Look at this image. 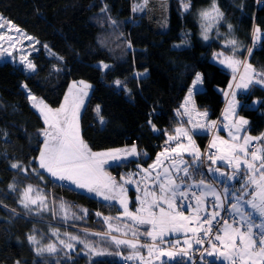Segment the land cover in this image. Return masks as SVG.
Listing matches in <instances>:
<instances>
[{
  "label": "trees",
  "instance_id": "obj_1",
  "mask_svg": "<svg viewBox=\"0 0 264 264\" xmlns=\"http://www.w3.org/2000/svg\"><path fill=\"white\" fill-rule=\"evenodd\" d=\"M212 1L187 0L191 6L185 12L181 0H169L168 28L155 32L145 13H133L130 22L121 17L124 0H0L4 23H13L38 42V51L30 56L36 65L34 73L11 63L0 64V264H48L36 260L28 236L52 226L66 238L63 231L72 233L77 228L55 223L47 212L38 216L24 212L16 204L24 185L44 190L54 201L84 208L90 228L97 229V213L111 216L118 211L39 168L46 125L22 85L49 107L58 108L71 83L90 84L92 91L80 116V134L89 148L103 152L135 146L142 152L139 161H127L129 156L110 167L109 173L120 179L137 164L149 166L166 144V132L187 120L177 115L197 73L202 75L203 89L194 94L195 108L208 111L210 120L218 118L224 105L222 89L231 75L211 62L213 54L235 55L240 60L248 56L249 63L264 72V39L252 48L254 29L264 32V0H218L224 18L211 41L205 42L199 35L198 14ZM105 6L107 10L101 11ZM229 40L237 42L235 52ZM45 45L60 59L47 56ZM100 64L109 67L103 69ZM116 81L121 82L119 87ZM238 98L242 101L239 115L248 120V133L260 136L264 132V89L252 86ZM253 101H260L256 108L251 107ZM194 138L201 149L209 141L205 134ZM13 163L20 167L12 168ZM9 185H15V190ZM196 235L205 236L204 230ZM214 237L210 240L216 244ZM209 241L199 245L194 240L191 259L181 256L177 260L221 264V260L204 256L205 249L212 247ZM177 246L185 248L182 243ZM83 255L51 264H123L124 258L109 253L95 258Z\"/></svg>",
  "mask_w": 264,
  "mask_h": 264
},
{
  "label": "snow or ice",
  "instance_id": "obj_2",
  "mask_svg": "<svg viewBox=\"0 0 264 264\" xmlns=\"http://www.w3.org/2000/svg\"><path fill=\"white\" fill-rule=\"evenodd\" d=\"M181 3L184 10L188 11L191 6L190 3L185 2V0H181ZM147 4L148 0H143V5H136L133 11L143 10V7H146ZM106 10L107 6L101 9V11ZM223 15L224 14L216 5L215 0H213L211 9L200 13L203 20H212L216 22L222 19ZM2 19L3 18L0 17V20ZM113 23H115V21H113ZM3 26L4 24L0 23V27ZM211 26L212 25L209 24L205 27L204 39L206 40L208 39L206 33ZM229 29H231V25H229ZM15 30L18 33L21 31L19 28ZM260 33L261 29L257 27L254 32L255 39L258 40L260 38ZM3 38V36H0V39ZM25 38L29 40L33 39L32 37ZM228 44L233 46V52L237 50V42L235 40H229ZM45 47L47 46L45 45ZM129 47H131V45H129ZM9 55H11V53H9ZM248 55H252L251 49L248 50ZM218 56H224V54L220 53ZM25 61H27L26 56L22 57L21 63ZM219 62L231 69L233 80L236 79V74L239 73L240 82L235 84L237 89L243 88L247 90L249 85L252 84L264 87V72L257 71L251 63L241 61L236 58L235 55L224 56ZM25 67L31 72L36 71V65L31 61H27ZM102 67L107 69L109 65L102 64ZM241 67L243 68L242 72ZM202 82V75L197 73L192 86L188 90V95L185 98L184 104L182 105L184 113L189 115L188 123H192L191 112L195 109L193 95L197 90V86L202 84ZM79 83L83 85V88H79L74 83L69 88L68 94L64 97V103L56 109L49 107L43 100H39L36 96L32 95L31 92L28 93L27 98L32 101V107L39 112L46 125L42 130L44 140L43 148L40 150L38 158L39 168L44 169L51 176L59 180L71 181L78 188H87L89 192H95L97 195L103 196L105 200L112 199L113 197L110 196L109 193H113L119 189L120 193L123 195L126 189L123 188V185H118L114 178L110 177L103 170L102 165L108 160H119L127 155H134L136 154V149L133 147L131 150L114 149L106 152H94L89 148L80 134L79 112L83 104L82 97L87 95L85 89L89 88L90 85L85 84L83 81ZM115 83L117 87H119L121 82L116 81ZM22 87L27 89V85H22ZM231 88L232 85L230 84L229 89ZM224 95L226 97L231 95L228 107L225 109L224 113V118L228 120L231 116L236 115V92H225ZM258 103H260V101L253 102V104ZM96 111L99 114V106H97ZM196 115L201 118H206L208 114L207 112H197ZM100 122H104L102 117ZM148 123L152 124V121L149 120ZM247 124L248 121L241 117L236 122L231 123L230 126L225 125L226 128H229V135L231 136L232 142L223 140L217 136L210 145V148H217V151L223 150L224 153L219 156L209 155L208 159L211 160L213 164H215L217 160L225 161L229 166H233L236 172L241 170V164H243L249 172L247 182L255 186L254 191L251 193V199L244 201L252 211H244L238 203H232L230 209L233 211L234 215L239 216V220L234 219L232 224L224 220V228L222 229L223 235L216 234L214 237L215 240L220 242L219 247L210 240L209 243H212V250L209 251L205 249L208 256L218 255L219 258H222L221 264H264V148L259 145L254 147L252 144L253 141L264 140V134H261L260 137H253L250 135L241 137L239 133L242 131V126ZM213 126H215V122L209 125V127ZM152 127L153 131H155V125H152ZM194 127H204V125L197 121ZM181 137L188 140L187 145L179 142ZM241 139L243 143H236ZM168 141H177V143L174 147L166 148L163 152L159 153L156 162L149 166L150 169L157 172L155 179L158 181L156 185L158 192L155 189L151 191L145 189V199L141 200V207L136 209L135 214L129 211L126 198H122L119 201L124 209L125 216L136 224L151 225V230H147L143 233V235L151 238V243H141L138 239L127 240L112 237V241L117 246L126 245L132 250L130 255L124 257L125 260H139L140 264H152L153 260H160L161 257H167V260L161 261V264H168V261H176V264H183L181 260H177V257L186 256L191 259L189 250L192 249V243H190L188 239H185L184 244L187 245V248H177V245L180 244V241L177 240L170 248L165 249L160 246L165 243L163 237L169 233H175L181 230L198 233L201 229L204 230L205 236H210L212 234L213 221L220 213L214 211L202 218L200 212L204 211V198L208 195H212L217 201L214 207H223L221 195L216 192L212 185L201 179L198 184L193 183L188 185L189 188L202 187L203 189L199 194L196 192L191 193V197L194 198L196 202L195 208L192 209L196 215L190 218L186 216L183 211L178 210L177 200L181 198L189 199V192L183 187L185 183L184 178L181 177V182L178 183L177 178L172 175V170L169 167H162L163 161L171 159L172 169L177 173L182 171L184 177H190L189 168L187 166L180 167V165H186L187 162L182 159L176 161L171 157V153H176L180 156L182 153L188 152L189 155L193 157V163L201 159V153L196 147L192 136L184 127L176 128L175 135H169ZM221 146H224L223 149ZM11 167L15 169L19 168L20 165L19 163H13ZM158 167H162V180L160 179L161 172L157 171ZM142 171L148 172L147 169H142ZM209 171L213 170L209 168ZM215 171L219 172V169L217 168ZM257 173H259V175H257ZM220 175L225 176L226 174L221 172ZM227 179L231 180L233 177L228 176ZM125 182L132 183L130 179ZM9 188L14 191L15 185H9ZM33 191V187L29 185L23 192L20 204L25 209H28L29 205H36L38 200L41 202V206H43L44 197L37 195V197L33 199L30 196V193ZM225 193H227V189H225ZM147 197H152V199L148 200ZM236 199L239 201L240 197H236ZM145 205H147V207H145ZM163 205H167V208ZM155 208H159V212L154 211ZM97 215H99V213H97ZM109 219L111 218H105V222L107 223ZM190 219L197 222V227L192 228L188 226L186 222H190ZM233 224H239L240 226L234 227ZM204 225H208V227L204 229ZM117 230L118 229H114L109 225V232ZM53 234L56 235L55 232ZM123 234L126 236L127 232ZM132 235L136 237V230H133ZM27 239L30 244H40V241L35 235H29ZM70 239L77 240L78 238L72 236ZM195 243L203 245L204 240L197 235L195 236ZM61 244L69 250L74 249L71 243L61 241ZM84 246L88 249L85 255L89 253L94 256L108 254L105 250L96 249L90 244L85 243ZM140 248L148 249L147 257L140 253ZM57 251L58 249L55 244H47L46 246L42 245L35 248L37 256H42L45 252L54 254ZM69 259H71V257H69ZM16 264H20V261H17Z\"/></svg>",
  "mask_w": 264,
  "mask_h": 264
},
{
  "label": "rangeland",
  "instance_id": "obj_3",
  "mask_svg": "<svg viewBox=\"0 0 264 264\" xmlns=\"http://www.w3.org/2000/svg\"><path fill=\"white\" fill-rule=\"evenodd\" d=\"M185 2H187V0H185ZM215 3L221 11L219 1L215 0ZM212 4H213V1L211 2V4L209 6L202 8L198 14L199 35L202 38V40L205 42L211 41L212 35L215 33L217 28L220 26V24L224 18V15H223V18L220 19L218 22L212 21V20H203L201 18L200 13L205 11V10L211 9ZM136 5H143V0H134V1L124 0V7H123V12H122L121 17L126 19L128 22H130V20L133 16V13H135V14L145 13L147 16V19H148V25L150 26L151 29H153L155 32H164L167 30V28H168V15H169V0H148V4L146 7H143V10H137L134 12L133 8ZM183 10H184V8H183ZM0 23L4 24L3 27H0V36L4 37L3 39H0V64L11 63L15 66H20L24 70V72H26L28 74L34 73V72L29 71L25 67V64L27 63V61H31L33 63L30 56L32 53L38 51L37 40L34 37H32L31 35L27 34L23 30H21L20 28L19 29L21 31L18 33L15 30L18 27L15 26L11 22L9 24L8 23L5 24L4 20L2 19V20H0ZM209 24H211L212 26L209 28V30L206 33L208 36V39L206 40V39H204L205 27ZM255 29H254V32H255ZM228 32H231V30H229ZM25 37H32L33 39L29 40ZM263 39H264V32L261 31L260 38L258 40L255 39L254 34H253L252 48L258 47ZM252 48H251V50H252ZM9 53H11V55H9ZM220 53L221 52L213 54V56L211 57V62L221 66L224 69H226L229 72V74L231 75V80H230V83L227 85V87L225 89H222V97L224 100V105L221 109V112H220L218 118L215 120H210L208 118V115L206 118H201V117L197 116L196 113L197 112H207V114H208V111L195 108L191 112L192 123L187 124V123L182 122V124H178V125L174 126L172 128V132L167 131L165 134L166 140L168 141V136L171 135L172 133H175L176 128L184 127L186 130H188L189 134L192 136L193 140L195 141L196 147L199 149V151L201 153L202 149L198 146V144L194 138V135L197 134L198 132H203L206 136L210 137L208 149L214 151L216 156L223 155L224 153H223V150L217 151V148H210L212 141L214 140L215 137L218 136L223 140H228V141L232 142L231 136L229 135V128H226L225 125L230 126L231 123H234L239 118H241V116L239 115V108L242 105V101L238 98V96H240V94L243 95V94L248 93V91L251 89L252 86H258V87L264 89V87H262L260 85H256V84L249 85V88L247 90H245L243 88L237 89L235 87V84L240 82L239 81V73L236 74V79L233 80V73H232L231 69L225 67L223 64H221L219 62L220 59L224 58V56H231V55H227V54L223 53L224 56H218V54H220ZM45 54L49 57L60 59V56H58L56 53H54L53 51H51L47 47H45ZM25 56L27 57V61H25L24 63H21L22 57H25ZM241 61H246L249 63L248 56L246 57V59H242ZM100 67L103 68L102 64H100ZM242 71H243V68L241 67V72ZM79 82L80 81H76V82L71 83L70 87L75 83L79 88H83V85H80ZM84 83L87 85H90L87 82H84ZM230 84L232 85L231 89H229ZM23 89L28 96V93L30 91L28 89H25L24 87H23ZM202 89H203L202 84H199L197 86V90L195 91V93L202 90ZM68 91H69V89H68ZM85 91L87 92V95L83 96L82 98L88 99L90 94H91V91H92L91 85L89 88H87V90L85 89ZM232 91L236 92V98H235L236 102H237L236 109H235L236 115L231 116L230 119L226 120L224 118V113H225V109L228 107V102L231 99V95L226 97L224 95V93L225 92L231 93ZM67 94H68V92H67ZM39 100H41V99H39ZM253 102L251 103V107L256 108L258 106V104H253ZM63 103H64V100L61 104H63ZM30 104L32 105V101H30ZM183 118H185V119L188 118V121H189V115H187V118L185 116ZM197 121H199L201 124H203L204 127H194V125L197 123ZM212 122H215V126L209 127V125H211ZM189 127L190 128L192 127L195 131L190 130ZM247 129H248V124L243 125L242 131L239 133V135L241 137H243L244 135H250L248 133ZM262 134H264V132ZM250 136H252V135H250ZM260 136H257V137H260ZM181 140H182V142H184V144H186V145L188 144V140L186 138L181 137ZM173 142H175V141H170V142L168 141L169 144H172ZM236 143H243V140L241 139L240 141H237ZM252 144H253V146L259 145L262 148H264V140L253 141ZM133 147H135V146H130L128 150L132 149ZM173 147H174V145H173ZM223 147L224 146H221L222 149H223ZM135 149H136V154L135 155H128L131 157L127 158V161H130L131 159L139 161V158L142 155V152L139 151L137 149V147H135ZM103 152H106V151H103ZM171 157L173 159H175L176 161H180L182 159V160L187 162L186 165H180V167L187 166L189 168L190 177H184V173L182 171L177 173L174 169H172V160L171 159L170 160H164L163 166H162V167H169L172 170V175L174 177L179 178V181H180L181 177L184 178L185 183H184L183 187L185 190L187 188H189L188 185H191L193 183L198 184L199 181L201 179H203L206 183L212 185L215 188L216 192L221 195L222 204H226V205H228L229 203L232 204L234 201H237L236 197H240L239 201H242V202H244L246 200H250L248 198H251V193L254 191L255 186L252 185L251 183L247 182L249 172L244 167L243 164H241V170L239 172H236L235 168L233 166H229L225 161L217 160L215 164H213L211 161L209 166H208V169L206 171L204 169V167L199 163V161H195L193 163V157L191 155H189L188 152H184L180 156H178L176 153H171ZM249 159H250V157H249ZM108 163L112 164V163H114V161H109ZM116 164H119V163H116ZM106 165L107 164L103 165L102 168L106 169V167H105ZM162 167L157 170V171L161 172V176H160L161 180L163 179ZM200 168H201V171H200ZM209 168H211L213 171H209ZM217 168L219 169V172L215 171ZM142 169H147L148 172L146 173V172L142 171ZM109 170H111V169L109 168L106 170L107 174L110 177L114 178V180L116 181V183L118 185H123V188L126 189V192H124L122 195L120 193L119 189H117L115 192L109 193V195L112 196L113 198L108 199V200H105L103 198V196L97 195L95 192H89L87 190V188H78L75 184H72V182L69 180H64V181L60 180V182H63L65 184L67 182V183H69V185H71V187L76 188L79 191H81V192H83V193H85V194H87V195H89V196H91V197H93L99 201L107 202L110 204V206H113L114 208L117 207L116 210H118V211L116 212L115 215H111V216L97 215L96 216V220L98 223L97 229L88 227V224L86 222V218L88 216L87 210H85L82 207H78V206L75 207L69 202L66 203L65 201H54L52 199L51 195L48 196V194L44 190H42L38 187H35V186H32L34 191L32 193H30V196L33 199H35L37 197V195L43 196L44 197L43 206H41V202L38 200L36 205H29V208L25 209L20 204V200L22 198L24 190L29 185H24V188L21 189V192H20L19 197H18L17 202H16V204L24 212L31 214V215H34V216H38L41 212H47V213H50V217L55 221V223H64L67 227H69V225L77 227L75 229V232H72V233L63 231V233H65L67 235V237L65 238V236L62 234L61 230H59V229L56 230L52 226H49V228L47 229L46 232H41L40 234H37V235L34 234L37 237V239L40 241L39 245L30 244L28 242V239H27L28 244L31 246V248L34 249V251H35L36 247H39L42 245L46 246L47 244H55L57 249H58V251L54 254H49V253L45 252L42 256L36 255V260H39L43 263L51 264L52 262H55V261L56 262H58V261L64 262L69 257L72 258L73 256H76V255L77 256L83 255V254L85 255V253L88 252V249L85 248V246H84L85 243L92 245L96 249L105 250L112 257L114 255H116L117 253H119V254H117V257L119 256L122 258V257L130 255L132 253V250L129 249L126 245L117 246L112 241V237H116L118 239H127V240L138 239L141 243H151L152 242L150 237L143 235V233L145 231L151 230V225L136 224L135 222H133L131 219H129L127 216L124 215V209L121 206L119 201L122 198H126L129 211H131L135 214L136 209L141 207V200L145 199V195H144L145 189H148L149 191L155 189L158 192V188H156L158 181L155 179L157 172H154L152 169L149 168V166L145 167L142 164H137L136 169L131 170L128 174L121 176V178L119 179L112 172L108 173ZM221 172L225 173L226 175L221 176L220 175ZM198 173H200V174H198ZM47 174L50 175L49 173H47ZM149 174H150V176H149ZM205 174H207V176ZM257 175H259V173H257ZM228 176H232L233 179H231V180L227 179ZM146 177H148V178H146ZM129 179L132 181V183H126L125 182L126 180H129ZM196 188L199 190V192H201L203 190L202 187H196ZM225 189H227V193H225ZM244 195H246L247 197H245ZM212 198H214V197L212 196ZM147 199L151 200L152 197H147ZM204 199H205L204 201L206 202V200L208 198L205 197ZM216 202L217 201L215 200V204H216ZM194 203H195V201H194ZM194 203L192 204V206L194 205ZM163 206L165 208H167V205H163ZM192 206H190V207H192ZM145 207H147V205H145ZM5 209L8 213L15 215L14 214L15 212L12 209H9L8 207H5ZM111 210L113 211L112 208H111ZM154 211L159 212V208H155ZM184 214L186 216H188L187 213H184ZM105 218H111V219H109L108 222L106 223ZM186 223H188V226H189L190 222H186ZM109 225H111L112 228L118 229V230L109 232ZM128 226H131V227H128ZM133 230H136V233H137L136 237H133V235H132ZM54 232L56 233V235L53 234ZM125 232H127L126 236L123 234ZM190 234H191V231L185 232L183 230H181L179 232H175V233H169L163 237L165 243L161 244L160 246L162 248L168 249L171 247L170 244H175V242L177 240H179L180 243H182L183 240L189 238L188 236ZM72 236H75L78 239L77 240H71L70 237H72ZM95 238H96V241H95ZM61 241H64L65 243H71L74 246V249L69 250V249L65 248L64 245L61 244ZM76 244H78V245L76 246ZM185 248H187V245H185ZM139 251L142 255L147 257V255H148V249L147 248H140ZM85 256L89 257V258H95L96 257L94 255H91L90 253L88 255H85ZM165 260H167V257H161L160 260H153L152 264H161V261H165ZM131 261H134L136 263H140L139 260H131ZM168 262H171V261H168Z\"/></svg>",
  "mask_w": 264,
  "mask_h": 264
},
{
  "label": "built area",
  "instance_id": "obj_4",
  "mask_svg": "<svg viewBox=\"0 0 264 264\" xmlns=\"http://www.w3.org/2000/svg\"><path fill=\"white\" fill-rule=\"evenodd\" d=\"M179 142H182L181 140ZM177 143V141L174 142V145ZM184 143V142H182ZM168 147H172V144H168ZM208 144L202 149L201 152V159L199 160V163L204 167V169L207 171L208 166L211 162V160L208 159L209 155H215V152L212 150H209L208 148ZM255 147V146H254ZM189 192V199H178L177 200V205H178V210L186 212L189 207L192 205V203L195 201L194 198L191 197V193L192 192H196L197 194H199L200 192L196 189H188L186 190ZM207 208L211 211H217L220 213L219 216H217V218L213 221V225H212V234L210 236H202V235H198L200 238H202L204 240V243L208 242L210 239H212L216 234H220L219 233V228L220 226L223 224L224 220H227L229 223H233V220H238V218L234 215L231 214L228 210V206L227 205H223L222 208H216L215 206V201L212 198H209L206 200L205 202ZM203 218V217H202ZM193 225H191L192 227ZM234 227H239V224H233ZM208 227V225H204V229H206ZM197 236V235H196ZM206 237V238H205ZM195 240V239H194ZM219 243V241L216 242V244ZM177 248H180V246H177ZM123 264H130V262L128 260H125L123 258Z\"/></svg>",
  "mask_w": 264,
  "mask_h": 264
},
{
  "label": "crops",
  "instance_id": "obj_5",
  "mask_svg": "<svg viewBox=\"0 0 264 264\" xmlns=\"http://www.w3.org/2000/svg\"><path fill=\"white\" fill-rule=\"evenodd\" d=\"M87 90V89H86ZM68 92V91H67ZM67 94V93H66ZM195 94V93H194ZM193 97H194V95H193ZM64 100V99H63ZM87 98H83V104H82V107L80 108V112H79V126H80V116H81V113H82V111H83V109H84V107H85V104H86V102H87ZM185 101V100H184ZM183 104H184V102H183ZM182 104V105H183ZM61 106V105H60ZM59 106V107H60ZM58 107V108H59ZM53 109H56V108H53ZM180 113H179V116L177 115V118L178 117H186L187 118V115L184 113V108L183 107H181V109H180V111H179ZM185 123H187L188 124V118H187V120H185L184 121ZM189 129L190 130H192V131H195L192 127L190 128L189 127ZM198 135L199 134H204L203 132H198L197 133ZM171 135H175V133H172ZM253 137H257V136H253ZM210 138V137H209ZM182 141V140H181ZM210 141V140H209ZM209 141L207 142V144L209 145ZM166 144L168 145L169 143H168V141L166 140ZM206 144V145H207ZM173 145H174V142L172 143V147H173ZM175 146V145H174ZM43 148V147H42ZM162 151H164V149H162L161 150V152ZM160 152V153H161ZM135 155V154H134ZM159 155V154H158ZM127 157H129L128 155L126 156V157H122L121 159H119V160H108L106 163H104L103 165H105V164H107L105 167H106V169H103L105 172H106V170L107 169H109L110 167H112L113 165H116V163H120L121 161H123V160H125ZM39 158V157H38ZM163 159V158H162ZM109 161H114V163H108ZM125 162V161H124ZM156 162V159L150 164V165H152L153 163H155ZM38 164H39V159H38ZM102 165V166H103ZM149 165V166H150ZM161 167H158V169H160ZM157 169V170H158ZM44 170V169H43ZM45 171V170H44ZM154 172H156V171H154ZM46 173H48L47 171H46ZM107 173V172H106ZM108 173H109V171H108ZM51 176V175H50ZM52 178H56V177H53V176H51ZM177 178V177H176ZM192 178V177H191ZM57 179V178H56ZM59 180V179H58ZM60 181V180H59ZM64 181V180H63ZM177 182L178 183H180V181H179V178H177ZM66 184H68L69 185V183H67L66 182ZM73 184V183H72ZM187 189H191V188H187ZM193 189H196V190H198L197 188H193ZM199 191V190H198ZM245 197H247L246 195H244ZM208 199L209 198H212V195H208V196H206ZM212 199H215V197L214 198H212ZM248 199H251V198H248ZM205 200V199H204ZM215 201V200H214ZM217 203V202H216ZM233 203H238L239 204V206L242 208V210H244V211H247V212H251L252 210L248 207V205L247 204H245L244 202H242V201H234ZM222 205H224V204H222ZM226 205V204H225ZM230 205H231V203H229L227 206L229 207L228 208V210H229V212L231 213V214H234L233 213V211L230 209ZM192 206V205H191ZM195 206H196V202L194 203V205L192 206V207H189V209L186 211V212H184V213H187L188 214V216L191 218V217H193V216H195L196 215V213L195 212H193V208H195ZM209 213H212L208 208H207V206L205 205V202H204V211H201L200 212V216L201 217H205L207 214H209ZM237 218H238V220H239V216L238 215H235ZM217 218V217H216ZM231 224V223H230ZM191 225H193L192 226V228H195V227H197V222L195 221V220H191L190 219V224H189V226L191 227ZM224 228V223L221 225V235H223V232H222V229ZM199 233V232H198ZM197 233H193V232H191V234L188 236L189 238H187L188 240H189V242L190 243H192V247H193V245H194V237H195V235H196ZM184 241L185 240H183L182 241V245H184V247H185V245L186 244H184ZM238 242V241H237ZM212 250V247H211V249L209 250V251H211ZM204 256H206L207 258H209V259H217V260H221L222 261V258H219L218 257V255L217 256H208L206 253L204 254Z\"/></svg>",
  "mask_w": 264,
  "mask_h": 264
},
{
  "label": "bare ground",
  "instance_id": "obj_6",
  "mask_svg": "<svg viewBox=\"0 0 264 264\" xmlns=\"http://www.w3.org/2000/svg\"><path fill=\"white\" fill-rule=\"evenodd\" d=\"M166 148H169L167 144H165V145L162 146V149L165 150ZM206 148H208V147H206ZM159 153H160V152H159ZM157 156H158V155H157ZM157 156L155 157V159L157 158ZM205 175L207 176V174H205ZM186 190H188V189H186ZM193 203H194V202H193ZM193 203H192V204H193Z\"/></svg>",
  "mask_w": 264,
  "mask_h": 264
}]
</instances>
